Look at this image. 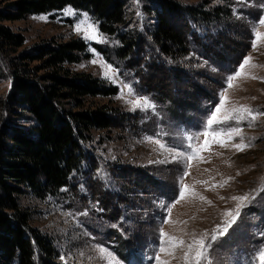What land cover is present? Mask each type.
I'll list each match as a JSON object with an SVG mask.
<instances>
[{"label":"rangeland","instance_id":"374dc122","mask_svg":"<svg viewBox=\"0 0 264 264\" xmlns=\"http://www.w3.org/2000/svg\"><path fill=\"white\" fill-rule=\"evenodd\" d=\"M11 1L0 0V12L7 11ZM124 1L122 31L135 30L142 40L134 53L143 49L135 68L114 56L112 49L120 46L118 41L103 35L99 23L87 12L67 7L0 22L26 41L17 49L1 47L0 41V99L6 100L12 92L11 61L15 56L36 45L78 38L89 44L91 56L70 66L71 70L118 87V95L112 99H91L93 108L105 105L118 114L112 127L96 132L88 144L90 159L85 173L57 197L39 200L27 195L21 199L31 215V226L54 242L59 255L56 264H185L187 244L201 238L210 244L201 264H259L257 257L264 249V40L255 50L252 41L254 27L264 33V26L259 25L264 0H173L184 7L228 8L234 26L244 32L242 39L232 34L229 39V28L213 26L212 34L199 27L191 31L198 32L196 35L188 34L184 56L173 58L156 49L152 41L156 19L149 6L157 0ZM224 19L230 22V17ZM85 21L95 25L97 39H86L83 32L75 30ZM188 23L178 20L184 29L194 24ZM220 40L240 47L226 62L209 57L212 48H219ZM95 45L107 47L113 63ZM249 56L247 76L233 80L229 88L228 78ZM222 96L226 104L221 117L232 109L247 107L257 118L246 116L206 129ZM136 100L140 101L138 107L132 103ZM230 128H239L241 135L233 134L231 140L222 136L226 146L199 135L205 130ZM197 135L199 139H189ZM205 139L209 147L197 155L196 149ZM156 140L165 147L160 148ZM235 144L246 147L238 151ZM183 185L188 188L180 199ZM245 195L249 196L247 202L232 199ZM241 203L244 206L238 208ZM237 209L235 223L212 241L218 226L231 219L225 213L235 214ZM161 231L167 236L162 237ZM242 231L244 235H239ZM252 235L256 246L250 243ZM168 237L183 240L184 245L172 248ZM247 244L254 255L251 262L244 253Z\"/></svg>","mask_w":264,"mask_h":264},{"label":"trees","instance_id":"16d2710c","mask_svg":"<svg viewBox=\"0 0 264 264\" xmlns=\"http://www.w3.org/2000/svg\"><path fill=\"white\" fill-rule=\"evenodd\" d=\"M67 7L90 14L99 23L103 35L118 41L120 46L112 49L118 60L127 62L129 68L138 64L139 51L143 49L134 53L142 40L135 30L122 31L126 21L124 0H12L9 9L0 12V22ZM149 7L156 19L151 32L155 48L171 58L184 56L189 45L188 34L196 35L198 32L191 31L199 27L210 29L212 34L213 26L229 28L230 33L226 34L229 39L230 34L240 39L244 35L234 26L228 8L184 7L173 0H157ZM229 17L230 22H226L224 18ZM178 20L194 24L184 29ZM0 41L1 47L15 49L26 43L24 36L3 25H0ZM94 47L113 63L107 47ZM216 47L219 48H212L209 57L218 62H226L240 49L222 40ZM90 56L89 44L78 38L66 43L36 45L11 61L12 92L6 100L0 99V113L3 112L0 117V264H56L59 259L54 242L31 226V215L22 207L21 199L31 195L44 200L70 188L74 179L86 171L90 159L88 144L95 133L113 125L118 110L105 105L93 108L90 102L95 98L116 97L118 87L70 68ZM254 212L257 213L256 209ZM251 238L252 242L249 239L248 242L256 246L254 236ZM250 246L247 244L244 253L251 262L254 255ZM127 251H124L126 255Z\"/></svg>","mask_w":264,"mask_h":264},{"label":"snow or ice","instance_id":"6c2138e0","mask_svg":"<svg viewBox=\"0 0 264 264\" xmlns=\"http://www.w3.org/2000/svg\"><path fill=\"white\" fill-rule=\"evenodd\" d=\"M259 25L264 26V17H261L259 20ZM76 31L78 32H83L84 36L86 39H97L98 38V32L94 24L82 22L81 24L77 25L75 28ZM253 36L254 39L252 41V48L255 50L258 46V44L264 40V33L260 32L257 27L253 28ZM252 57H245L242 63L239 65V69L235 72L233 76H230L228 87L231 88L233 87L232 81L237 79L238 77L241 76H247V73L245 72L246 66H249L251 64ZM96 61H94L95 63ZM252 67H256V65L252 64ZM109 70H111V66H107ZM255 79L256 77H251ZM134 107H138L140 105V101L136 100L132 102ZM225 104H226V98L221 97L220 103L216 106L215 111L211 114V116L208 118L206 122V129H211L214 125H221L225 124L229 120H234V121H241L246 118V116H250L251 119L255 120L257 117L253 115V110L247 107H242L239 109H232L231 111L227 112L226 115L220 116V113L225 110ZM233 134L235 136H240L241 135V130L239 128H230L227 130H222V131H208L205 130L204 132L200 133L199 135L204 136L205 138L210 137L211 138V143H219L221 146H226V142L221 139L222 136L226 135L229 140L233 138ZM199 135L192 137L190 136L189 139H199ZM154 143L158 144L160 148H164L165 145L161 144L159 140L154 141ZM209 140L205 139L203 142V145L199 146L196 149L197 155L199 154V151L201 149L207 150L209 147ZM191 147V146H190ZM234 147L238 151H243L246 145L242 144H235ZM180 156H184V153H178ZM193 157L188 156L187 159L191 160ZM201 159H203L201 157ZM188 186L183 185L182 190L180 191V199H183L185 197V191L187 190ZM201 199H204V197H201ZM232 199L241 201V202H247L249 200V196H234ZM179 202V201H177ZM209 203H211L209 201ZM243 203H241L239 207H243ZM226 216L231 217L230 220L226 221L223 226H218V229L215 230L217 234H214L211 236V240L215 241L217 239V235H224L228 228L232 226L233 223H235L237 216L239 215V210L234 213L232 212H227L225 213ZM161 236L165 237L167 236V233H164L161 231ZM206 238H201L199 240L193 239V241L189 244H187V249L188 251L184 253V260L185 264H201V261L205 258V252L204 249L206 247H210V244H206ZM167 242L171 245L172 248H176L179 246L184 245L183 240H177L175 237H168ZM161 251H168V249L161 248ZM101 252H104V249H100ZM171 254V253H170ZM191 254V257H190ZM159 259V257H157ZM259 264H264V249H261L259 251V255L257 257ZM162 264H167V261L162 262Z\"/></svg>","mask_w":264,"mask_h":264}]
</instances>
